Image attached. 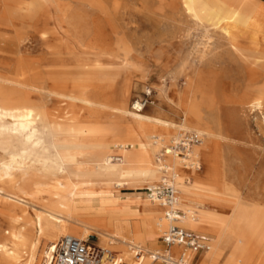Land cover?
Instances as JSON below:
<instances>
[{"label":"rangeland","instance_id":"374dc122","mask_svg":"<svg viewBox=\"0 0 264 264\" xmlns=\"http://www.w3.org/2000/svg\"><path fill=\"white\" fill-rule=\"evenodd\" d=\"M194 1L189 11L185 0H0V98L29 99L44 112L49 139L75 155L71 165L41 158L15 163L0 149V244L11 251L8 257L0 247V264H41L48 241L38 260L35 221L63 198L72 215L75 205L121 204L116 228L108 226L114 212L98 215L100 229L87 239L92 244L150 232L152 219L144 209L124 210L122 200L142 197L144 204L146 185L116 188L103 172L107 156L123 157L110 166L134 168L128 153L154 149L153 139L144 137L158 135L156 129L130 132V118L113 111L122 102L134 113L133 100L148 92L146 115L177 125L185 121L205 135L197 174L215 192L191 198L217 233L203 230L212 250L193 264H264V102L256 104L264 84V0ZM224 5L232 13L227 18L219 13ZM22 70L34 86L18 90L13 79ZM58 76L85 88L90 103L54 95L49 83ZM123 142L129 146L119 147ZM5 165L13 168L10 177ZM76 216L79 223L88 218L84 212ZM71 222L67 234L82 238L81 227ZM17 232L24 233L21 240L10 236ZM60 235L58 230L55 241ZM154 241L152 251L165 248L162 233ZM112 247L118 258L129 252L117 241ZM144 264H151L148 257Z\"/></svg>","mask_w":264,"mask_h":264},{"label":"bare ground","instance_id":"6f19581e","mask_svg":"<svg viewBox=\"0 0 264 264\" xmlns=\"http://www.w3.org/2000/svg\"><path fill=\"white\" fill-rule=\"evenodd\" d=\"M194 0H185V4L189 11H193ZM219 13L222 14L224 18H227L232 13L228 7L224 5L222 9H219ZM23 71V70H22ZM18 72L17 76L13 79V83L18 85L21 90L27 87H33L34 85L30 80L25 78V72ZM51 92L54 93L60 99H69L72 102H82L89 104V99L86 96L87 91L83 87H78L76 84L69 83L66 79H62L60 76L55 78L54 83H49ZM262 95L256 99V104L258 106L262 105L264 102V84L261 85ZM188 108V107H187ZM190 114L197 116V112L189 108ZM115 114L118 115L121 119L130 118L132 124V130L130 132L143 131L146 133L151 132V129H156L158 135L156 136H145L146 140L153 139L154 149H151L150 153H128L126 158L137 164L136 167L130 168L128 166H110L113 161H121L116 159L115 156H107L104 159L103 168L104 176L108 181L113 184L116 188L129 187L137 183L140 186L146 185V187H152L161 180L162 176V162H166L170 173H172L176 179L177 186V207L182 210L183 214L181 219L176 221L178 225H181L187 229L193 230L197 233L203 234V230L209 228L215 234L217 233V227L215 222L212 219L204 218V216H198L197 203L192 200L191 194H204L209 195L214 193V189L210 186L209 182L204 180L200 175L197 174L196 169H189L190 162L193 161V156L197 157L200 161L201 154L200 148L203 146L205 141V135L203 134V141L193 147L192 152L189 157H179L173 154L165 153L164 149L169 148V145L177 141L181 134L184 131L191 130L186 126L185 121L177 125L169 121L160 119L158 117H153L146 115L143 111L130 113L127 109V105L122 102H118L117 106L113 108ZM190 121V119H189ZM180 130V131H178ZM198 131V130H196ZM178 132V133H177ZM199 132V131H198ZM207 134V133H206ZM211 138H215L216 135L212 132L209 134ZM208 137V136H207ZM123 142L119 144V147H122ZM128 144V143H127ZM139 139V146H140ZM129 146V144H128ZM60 143L53 140V138L48 137L45 127V114L43 111L34 107L29 99L22 97H13V96H3L0 98V149L8 155L16 163L19 158L26 160L28 158L37 159L41 158L44 161L52 159L55 162H59L61 159L67 160L68 164H73L75 155L73 153H65L61 150ZM157 149V155L155 162H153V157L155 156V151ZM164 154V157L161 159L160 155ZM113 157V158H112ZM156 163V164H155ZM202 165V164H201ZM12 167L9 165L3 166L4 176L10 177ZM1 170V171H2ZM15 170V169H14ZM20 171V170H19ZM188 176H193L195 179L194 184H190L192 179ZM2 178V177H1ZM146 200L144 204L141 203V198L127 200L122 199L126 202L124 205V210H132L137 208H143L144 212L152 219L150 232L143 237H137V234H131V237L126 240L120 234H116V237H113L117 243H121L122 246H128L129 252L123 250L121 252V257L115 256L110 263L107 264H144V259L149 258L152 264H161L163 262L161 259L154 261L153 256L155 253H166V249L162 248L160 250L152 251L153 247L156 245L154 238L158 233L164 234L168 229L171 221L168 218H163V212L165 211L161 202L156 199H151L149 194L144 197ZM79 199V198H78ZM68 200L63 198L56 201H52L49 204V209L45 213L38 214V218L35 221V227L37 230L38 245L36 249V254L38 255V260L41 254V246L43 241H48L46 249L43 251V257L41 264H49L50 253L52 252L55 241L56 232L60 231V237L67 234L68 222L72 220L73 225L80 226V230L83 231V237H78L82 240H87L91 231L99 230V223L102 220L98 215L106 214L108 211L114 212L112 217L108 221L109 227H118L120 224V203H116L111 208L109 207H100V208H90V207H79L75 205L77 213L68 212ZM197 207V208H196ZM42 212V211H41ZM84 212L88 218L83 223H79L75 217L78 213ZM202 215V214H201ZM205 215V214H203ZM90 216V217H89ZM43 222L46 223L48 230L44 227ZM71 222V223H72ZM130 223V222H129ZM130 226V225H129ZM76 227V226H74ZM131 228V227H130ZM143 231H146V226L143 224ZM142 232V233H144ZM76 236L77 234H72ZM15 240H21L24 237L23 232H17L10 235ZM59 237V238H60ZM77 237V236H76ZM116 241H111L108 246H103L112 249L113 244H116ZM146 244L147 248L152 251L147 252L141 249L139 245ZM16 248L18 246L15 244ZM1 248L5 247V255L10 257L11 251L7 250L6 245L0 244ZM157 247V246H156ZM212 250V240L211 248L204 252L202 257ZM139 251H141L139 253ZM170 254H174L176 259L180 253V248L173 246L169 250ZM9 252V253H8ZM187 258L179 262L175 260L173 264H191V260L195 257L192 251L187 252ZM136 259V263H133L132 258ZM170 264V263H165ZM193 264V262H192Z\"/></svg>","mask_w":264,"mask_h":264},{"label":"built area","instance_id":"2783aa9c","mask_svg":"<svg viewBox=\"0 0 264 264\" xmlns=\"http://www.w3.org/2000/svg\"><path fill=\"white\" fill-rule=\"evenodd\" d=\"M152 103L151 92L146 93L142 97L133 100L131 108L135 112L143 111ZM203 141V134L196 130L184 131L179 139L165 148L167 154H173L179 157H189L194 146L199 145ZM116 159H120L121 155L116 154ZM161 159L164 154L160 155ZM189 169H201V161L193 156ZM161 180L147 187V194L151 199L159 200L164 207L165 217L171 223L168 229L162 235V242L165 246L166 253H155L154 261L161 259L164 263L173 264L175 260L182 262L187 258V252L190 250L194 256L203 254L211 248V239L204 234L197 233L175 223L181 219L182 210L177 207V186L176 179L163 160L162 162ZM173 246L180 248V253L175 259L174 254L169 253V249ZM141 251H139L140 253ZM115 257V252L110 248L103 247L98 244H92L89 240H82L73 235L61 236L54 245L49 257V264H107ZM194 259V258H193ZM191 260V264L193 262Z\"/></svg>","mask_w":264,"mask_h":264},{"label":"crops","instance_id":"0c3cea01","mask_svg":"<svg viewBox=\"0 0 264 264\" xmlns=\"http://www.w3.org/2000/svg\"><path fill=\"white\" fill-rule=\"evenodd\" d=\"M143 113H144V112H143ZM203 144H204V143H203ZM122 160H123V157H122ZM122 160H121V161H122ZM188 177H190L192 180H194L193 176H188ZM211 240H212V239H211ZM113 245H114V244H113ZM103 246H106V245H103ZM107 246H108V245H107ZM112 249L117 253V250H116L115 248L112 247ZM117 255H118V253H117ZM206 255H207V254H206ZM206 255H205V257H204L203 260L206 259V257H207ZM197 256H199V255H197ZM197 256H195L194 259L197 258ZM194 259H193V261H194ZM203 260H202V261H203ZM202 261H201V262H202ZM150 262H151V261H150ZM151 264H152V263H151Z\"/></svg>","mask_w":264,"mask_h":264}]
</instances>
